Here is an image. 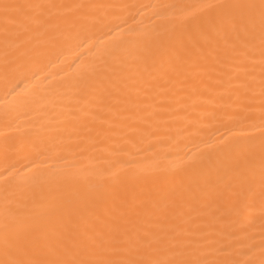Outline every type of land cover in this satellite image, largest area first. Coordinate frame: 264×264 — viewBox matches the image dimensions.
Returning <instances> with one entry per match:
<instances>
[{
	"label": "snow or ice",
	"instance_id": "6c2138e0",
	"mask_svg": "<svg viewBox=\"0 0 264 264\" xmlns=\"http://www.w3.org/2000/svg\"><path fill=\"white\" fill-rule=\"evenodd\" d=\"M101 7L85 0H0L5 71L33 54L28 33L56 26L51 9L73 13L71 26L87 33L95 26L91 10ZM199 13L194 22L203 43L146 36L128 58L86 68L85 91L114 98L108 110L119 114L138 108L141 92L147 97L146 89L179 78L199 98L219 90L226 106L242 114L254 94L249 66L258 41L264 117V0H208ZM209 72L219 75L196 80ZM257 204L258 245L252 231ZM255 247L259 260L250 258ZM0 264H264V119L258 152L221 148L216 161L202 157L178 182H115L100 193L60 192L32 213H0Z\"/></svg>",
	"mask_w": 264,
	"mask_h": 264
},
{
	"label": "bare ground",
	"instance_id": "6f19581e",
	"mask_svg": "<svg viewBox=\"0 0 264 264\" xmlns=\"http://www.w3.org/2000/svg\"><path fill=\"white\" fill-rule=\"evenodd\" d=\"M85 2L105 6L91 10L94 27L85 33L79 25L71 26L73 13L51 9L56 26L28 33L33 54L10 65L7 72L0 34V213H32L60 192L100 193L115 182L129 186L178 182L190 174L193 162L204 157L211 164L217 151L229 146L259 151L264 117L258 41L254 66H249L254 94L245 113L227 107L228 97L219 90L199 98L174 78L146 89L147 97L141 92L138 108L117 114L108 110L116 103L114 98L85 91V69L99 67L113 56L128 58L146 36L203 43L194 18L208 0ZM2 25L0 20V32ZM9 46L14 47V39ZM218 75L209 72L196 80ZM132 94L136 95L134 89ZM253 217L258 245V204ZM250 258L260 259L258 247Z\"/></svg>",
	"mask_w": 264,
	"mask_h": 264
}]
</instances>
